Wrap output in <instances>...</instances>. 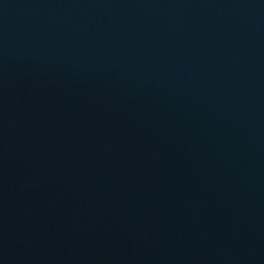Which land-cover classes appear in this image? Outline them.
Instances as JSON below:
<instances>
[{"label": "water", "instance_id": "obj_1", "mask_svg": "<svg viewBox=\"0 0 264 264\" xmlns=\"http://www.w3.org/2000/svg\"><path fill=\"white\" fill-rule=\"evenodd\" d=\"M0 264H264V0H0Z\"/></svg>", "mask_w": 264, "mask_h": 264}]
</instances>
